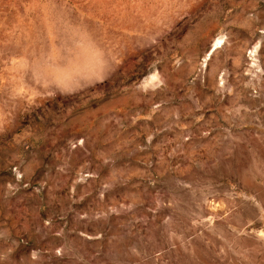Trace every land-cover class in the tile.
Masks as SVG:
<instances>
[{
    "label": "rangeland",
    "instance_id": "obj_1",
    "mask_svg": "<svg viewBox=\"0 0 264 264\" xmlns=\"http://www.w3.org/2000/svg\"><path fill=\"white\" fill-rule=\"evenodd\" d=\"M0 264H264V0H0Z\"/></svg>",
    "mask_w": 264,
    "mask_h": 264
}]
</instances>
